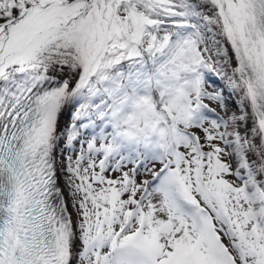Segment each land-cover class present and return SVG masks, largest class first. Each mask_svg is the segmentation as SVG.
I'll return each instance as SVG.
<instances>
[{"label":"snow or ice","instance_id":"6c2138e0","mask_svg":"<svg viewBox=\"0 0 264 264\" xmlns=\"http://www.w3.org/2000/svg\"><path fill=\"white\" fill-rule=\"evenodd\" d=\"M0 264H264V0H0Z\"/></svg>","mask_w":264,"mask_h":264}]
</instances>
